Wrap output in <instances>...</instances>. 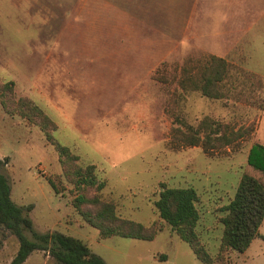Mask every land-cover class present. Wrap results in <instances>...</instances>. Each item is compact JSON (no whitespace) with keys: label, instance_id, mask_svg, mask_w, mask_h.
Here are the masks:
<instances>
[{"label":"rangeland","instance_id":"1","mask_svg":"<svg viewBox=\"0 0 264 264\" xmlns=\"http://www.w3.org/2000/svg\"><path fill=\"white\" fill-rule=\"evenodd\" d=\"M263 12L264 0H0V160L33 229L81 239L107 264H202L153 208L161 183L193 187L196 232L215 257L220 208L251 148L264 145V30L249 28ZM212 54L231 65L225 96L189 92L173 101L182 69ZM203 117L243 135L210 152L173 142V127ZM56 143L78 165H95L98 195L120 218L162 230L152 240L100 238L71 206L78 191ZM259 233L244 252L228 250L227 264H264V220ZM17 248L0 229V264ZM23 264L58 263L36 250Z\"/></svg>","mask_w":264,"mask_h":264},{"label":"trees","instance_id":"2","mask_svg":"<svg viewBox=\"0 0 264 264\" xmlns=\"http://www.w3.org/2000/svg\"><path fill=\"white\" fill-rule=\"evenodd\" d=\"M230 66L223 57L212 54L198 68L184 67L175 85L180 93L174 95L173 101L181 93L189 92H198L208 98L224 97L223 86L229 76ZM182 123L171 129L173 142L176 145H200L204 152L235 145L243 135L242 131L228 129L227 125L208 117H203L196 125ZM55 148L64 176L78 191L70 201L71 206L89 225L98 230L100 238L118 235L152 240L162 230L157 222L144 225L120 218L114 203L102 200L98 195L104 182L97 180L95 165L80 166L75 162L77 157L67 147L56 143ZM2 166L3 161L0 160V229L7 230L18 241L17 251L9 264H23L36 250L46 252L58 264H107L81 239L57 231H35L28 216L30 207L16 205L11 200L10 185ZM47 181L57 193L54 181ZM90 188L93 193L88 196ZM157 194L153 208L158 218L188 244L193 255L202 264H227L225 254L228 250L244 252L254 238L261 236L259 227L264 219V145L256 144L251 148L247 166L242 171L234 195L220 208L224 214L219 217L222 233L215 257L209 254L196 232L200 217L196 207V190L193 187H171L161 183Z\"/></svg>","mask_w":264,"mask_h":264},{"label":"crops","instance_id":"3","mask_svg":"<svg viewBox=\"0 0 264 264\" xmlns=\"http://www.w3.org/2000/svg\"><path fill=\"white\" fill-rule=\"evenodd\" d=\"M243 6V7H242ZM251 7V6H250ZM250 7H246V6H244V5H241V9H247V8H250ZM249 14L251 13L250 12V9H249ZM242 19H245V18H242ZM255 20H253V22L252 23H254V26H253V24H251L250 26H249V28H250V30H255V31H257V33L258 32H260V31H262V30H264V12L263 13H261V16H260V18L259 19H256V18H254ZM264 220V219H263ZM263 222V221H262ZM262 224V223H261ZM261 226V225H260ZM260 228V227H259ZM253 241V240H252ZM250 246V245H249ZM161 257H163V256H161ZM24 263V262H23Z\"/></svg>","mask_w":264,"mask_h":264}]
</instances>
